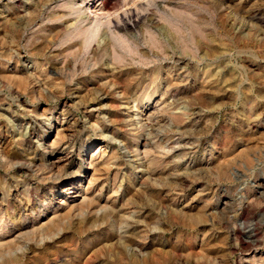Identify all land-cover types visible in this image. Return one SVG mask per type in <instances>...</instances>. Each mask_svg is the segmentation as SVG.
Segmentation results:
<instances>
[{"label": "rangeland", "instance_id": "1", "mask_svg": "<svg viewBox=\"0 0 264 264\" xmlns=\"http://www.w3.org/2000/svg\"><path fill=\"white\" fill-rule=\"evenodd\" d=\"M101 1L93 36L88 0H0L4 219L98 177L0 264H264V0Z\"/></svg>", "mask_w": 264, "mask_h": 264}, {"label": "bare ground", "instance_id": "2", "mask_svg": "<svg viewBox=\"0 0 264 264\" xmlns=\"http://www.w3.org/2000/svg\"><path fill=\"white\" fill-rule=\"evenodd\" d=\"M48 1H52V0H48ZM106 3L104 1L101 0H88L86 6V10H85V14L82 16L83 21H81V23L78 22L76 24H74L73 29H75V32H77L78 34H85L87 32V30H84L81 27V24L84 22H87L88 20H91L90 18L94 20H96V26L95 29L93 31V36H95L100 28V26L102 25V20L104 19L103 15H105V19L106 21L110 22V14L108 15L107 10L105 8ZM89 14H93V17H91ZM127 23V22H126ZM134 23V22H133ZM129 27H134V25L131 24H123V28L121 29H128ZM116 28V27H115ZM119 29V27H117ZM89 39V38H88ZM87 39V40H88ZM86 41V39H85ZM33 68V67H32ZM34 69V68H33ZM32 71V70H31ZM33 71H37V68H35ZM33 74V73H32ZM11 75V74H10ZM9 75V76H10ZM35 75V74H33ZM8 76V77H9ZM16 76V75H15ZM7 77V76H6ZM17 78V77H16ZM37 79V78H36ZM22 80V79H21ZM61 80V79H60ZM5 81V80H4ZM21 82V81H20ZM23 82V81H22ZM40 83V81L38 82ZM41 86V85H40ZM43 86L47 91L51 92L52 86H46L45 82H43ZM43 88V87H42ZM56 88V87H55ZM54 90V89H53ZM56 90V89H55ZM54 90V91H55ZM58 92V91H57ZM5 109V108H4ZM2 109L4 112L7 113V110ZM145 110H147V108L145 107ZM9 114V113H8ZM143 115V114H142ZM10 116V115H9ZM13 116H11L12 118ZM8 118V117H7ZM16 119V118H15ZM145 119V118H144ZM148 119V118H147ZM145 119V121L147 120ZM9 121H11L9 119ZM17 120H14V122ZM144 121V122H145ZM13 122V123H14ZM151 127V126H149ZM58 129V128H57ZM67 130V129H66ZM146 133V132H145ZM24 137V136H23ZM62 142V141H61ZM3 145V142H0V148ZM101 150L98 149V151H96L92 156H91V161H93V159L96 158V156L98 155V152ZM102 151V150H101ZM102 157V156H101ZM104 157V156H103ZM105 158V157H104ZM102 159V158H101ZM137 160V159H136ZM5 161V160H4ZM3 161V162H4ZM90 161V163H91ZM100 161V160H98ZM68 162H69V156L68 155H64L63 158H59L57 159V161L55 163H51L50 165H48L46 167V169L48 170L47 172L49 173V177L48 179L50 180V182H52L53 184V189L54 187H58L61 186L63 184H65V180L67 177L71 176L70 172H69V168H67L68 166ZM89 163V162H88ZM9 164V162H8ZM29 164V163H28ZM19 165V164H18ZM21 165V164H20ZM27 165V164H26ZM89 166V165H88ZM32 168L35 167V164L32 163ZM90 169V167H88ZM36 171V170H35ZM83 172V171H82ZM81 172V173H82ZM93 173V172H92ZM88 176V171H84L83 174H81L80 176L77 177V182L73 183V184H69V186H67V188L63 191V198L62 200H60L59 203H57L54 212L52 214V216L50 218L44 219L45 214H47V212H42L39 215V218L37 219H30V215L28 214H23V215H15L14 211H12V213L10 215H8V217L14 219L15 218V222L12 223H8L9 219L5 220L4 216H3V212H2V207H0V247L4 246V245H8L11 243H15L17 242L19 245L21 244V242L23 241L26 245L27 242L25 241L28 238H32V236L39 234L41 239H44V229L45 228H49L52 227L53 224H55L54 222L57 220H62L64 219L63 216L58 212V209L60 208H64L65 206H67L68 204H72L75 201L80 199L82 201H86L87 200V195L90 193V189L93 188V186L95 185V183H97L98 181V177L96 175V173H93V176L89 179L88 181V186L86 187V190L84 193H82V184L84 182V180H86ZM71 182V181H70ZM62 187V186H61ZM32 199V198H31ZM88 204V203H87ZM2 206V205H0ZM3 206L6 207V210H8V212H10V208L12 207L11 203L9 202V200H5L3 203ZM69 206V205H68ZM36 207V206H35ZM70 207V206H69ZM76 205H72L70 209H75ZM13 210V209H12ZM32 208H29L28 211H31ZM69 210V209H68ZM89 210V208H88ZM19 214V213H18ZM70 217V214L67 213ZM68 215L65 219H67L68 221ZM103 215V214H102ZM106 215V214H105ZM104 215V216H105ZM62 217V218H61ZM65 217V216H64ZM73 217V216H72ZM108 217V216H107ZM102 219V217H101ZM93 220V219H92ZM82 221V220H81ZM91 221V220H90ZM89 221V222H90ZM79 222V221H78ZM93 222V221H92ZM63 224V223H62ZM54 228V227H53ZM53 228H50V231L53 230ZM77 228V227H76ZM79 228V227H78ZM66 230V229H65ZM46 232H48L47 230H45ZM61 231L58 229V231L54 234L53 236L51 235L50 237L46 238V241H53V239H55L58 236V232ZM58 233V234H57ZM9 240H6L7 238H10ZM39 238V237H38ZM34 239V238H33ZM49 239V240H48ZM39 241V240H38ZM44 242V241H43ZM30 243V242H28ZM23 244V245H25ZM38 245V244H37ZM17 246V244H16ZM32 246V245H31ZM247 247V246H246ZM6 249V248H5ZM9 249V248H8ZM18 250V249H17ZM52 255V254H51Z\"/></svg>", "mask_w": 264, "mask_h": 264}]
</instances>
